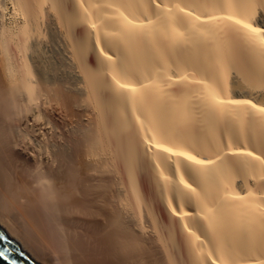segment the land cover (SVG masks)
<instances>
[{
    "label": "bare ground",
    "instance_id": "1",
    "mask_svg": "<svg viewBox=\"0 0 264 264\" xmlns=\"http://www.w3.org/2000/svg\"><path fill=\"white\" fill-rule=\"evenodd\" d=\"M262 18L0 0V225L38 264H264Z\"/></svg>",
    "mask_w": 264,
    "mask_h": 264
},
{
    "label": "water",
    "instance_id": "2",
    "mask_svg": "<svg viewBox=\"0 0 264 264\" xmlns=\"http://www.w3.org/2000/svg\"><path fill=\"white\" fill-rule=\"evenodd\" d=\"M8 249L6 255L9 259L6 261L0 258V264H38L36 263L25 250L12 238V236L0 225V250Z\"/></svg>",
    "mask_w": 264,
    "mask_h": 264
},
{
    "label": "snow or ice",
    "instance_id": "3",
    "mask_svg": "<svg viewBox=\"0 0 264 264\" xmlns=\"http://www.w3.org/2000/svg\"><path fill=\"white\" fill-rule=\"evenodd\" d=\"M259 23H261V24H264V18H262L260 21H258ZM8 251H10V250H8V249H2V250H0V258H3L4 260H8L9 259V257H8V255H6V253L8 252ZM12 264H16V262L15 261H12Z\"/></svg>",
    "mask_w": 264,
    "mask_h": 264
},
{
    "label": "rangeland",
    "instance_id": "4",
    "mask_svg": "<svg viewBox=\"0 0 264 264\" xmlns=\"http://www.w3.org/2000/svg\"><path fill=\"white\" fill-rule=\"evenodd\" d=\"M10 7H12V6H10Z\"/></svg>",
    "mask_w": 264,
    "mask_h": 264
}]
</instances>
